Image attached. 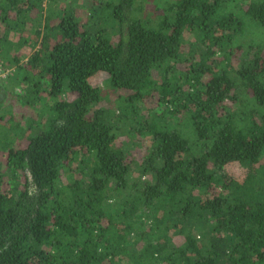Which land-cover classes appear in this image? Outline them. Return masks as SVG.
I'll return each instance as SVG.
<instances>
[{"label": "trees", "instance_id": "16d2710c", "mask_svg": "<svg viewBox=\"0 0 264 264\" xmlns=\"http://www.w3.org/2000/svg\"><path fill=\"white\" fill-rule=\"evenodd\" d=\"M96 1L0 0V264H264V0Z\"/></svg>", "mask_w": 264, "mask_h": 264}, {"label": "rangeland", "instance_id": "374dc122", "mask_svg": "<svg viewBox=\"0 0 264 264\" xmlns=\"http://www.w3.org/2000/svg\"><path fill=\"white\" fill-rule=\"evenodd\" d=\"M139 1L143 4V7L146 9V12L150 13L152 11V9L155 8V1L154 0H139ZM94 2H97V1L96 0H57L56 4L54 5V8L56 9L57 12L59 11L61 14H63L66 11H68V12L72 11L79 18L85 20L86 23H88V24H94L95 23L96 25H98L99 24L98 17L104 16V14L107 15V13L110 12V10H97L98 13L96 14L95 13L96 8L94 9L95 4H93ZM110 19L111 20L109 21V24L113 23L114 16L111 15ZM107 20H108V17H107ZM19 34H20L19 32L12 31L10 34V37L13 40H16L19 37ZM257 36L262 37L264 39V32H262L260 35H255V38ZM20 53H21L23 60H24V59H27V57L30 55V53H32V49L30 48V46L25 45L21 49ZM26 74H27V76H25ZM28 74H29V72H26L24 69L17 70V68H15V71L14 70L11 71L6 78L0 79V92H1L0 93V95H1L0 108L2 107V104L4 102L7 104L15 103V105H16V102L18 101V98H17L18 95H22L24 97H26L28 95V93L33 95L32 90H30L31 86H33L34 91L37 88H39V90H40V91H38V94H37V95L41 96V100L39 101V104L43 105V103L45 101H46V103H52L53 102L50 95L48 94V91L46 90L47 81H45L46 80L45 77H42V78L39 77L38 78L37 76H39V75L34 73V72L30 73L31 74L30 76H28ZM39 79H40V81H42V83H40V84H39ZM91 81L93 82V84L100 85L102 87L104 98L101 101L100 106H103L106 108L109 107L111 109L116 108V106L118 105V96L124 95L125 93L122 91H118L115 88L110 86L108 74L106 72H103V71L99 72L92 77ZM42 85H44V88L42 87ZM2 88H3V91H2ZM28 90H30V91L27 92ZM6 94H8V95L6 96ZM14 96H16V97H14ZM13 97H14V99H13ZM64 97H67V95ZM31 98H33V97L31 96ZM61 98H63V96ZM15 105H14V108H15V116H16L17 114L20 113V111H21L20 107L22 108V106L20 105V107H15ZM35 110L38 111L37 108ZM16 117L14 119H16ZM38 127L39 126H35L33 128L34 129L32 132L33 134H31V135L38 134L40 129H43L45 127V124L40 128H38ZM125 137H127V136L124 135L123 139H125ZM140 146L142 147V145H140ZM141 147L137 146V147H134L132 149L134 157L136 156V157L140 158V155L143 154Z\"/></svg>", "mask_w": 264, "mask_h": 264}, {"label": "built area", "instance_id": "2783aa9c", "mask_svg": "<svg viewBox=\"0 0 264 264\" xmlns=\"http://www.w3.org/2000/svg\"><path fill=\"white\" fill-rule=\"evenodd\" d=\"M47 2L48 0H44V6H46ZM11 70L12 69L5 68L0 64V79L6 78Z\"/></svg>", "mask_w": 264, "mask_h": 264}, {"label": "crops", "instance_id": "0c3cea01", "mask_svg": "<svg viewBox=\"0 0 264 264\" xmlns=\"http://www.w3.org/2000/svg\"><path fill=\"white\" fill-rule=\"evenodd\" d=\"M15 68H16V67H13V68H12V71H13V70L15 71ZM8 75H9V74H8ZM3 80H4V79H3Z\"/></svg>", "mask_w": 264, "mask_h": 264}]
</instances>
